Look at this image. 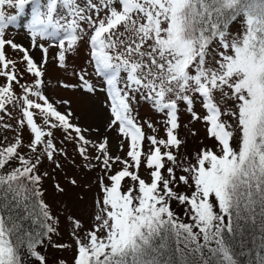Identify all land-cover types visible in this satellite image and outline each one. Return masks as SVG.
Here are the masks:
<instances>
[{
	"label": "snow or ice",
	"instance_id": "snow-or-ice-1",
	"mask_svg": "<svg viewBox=\"0 0 264 264\" xmlns=\"http://www.w3.org/2000/svg\"><path fill=\"white\" fill-rule=\"evenodd\" d=\"M25 14L29 47L6 38ZM51 49L59 88L103 94L107 134L47 94ZM181 112L204 131L194 154ZM0 113V264H49V248L71 253L54 264H264V0H0ZM66 164L99 175L64 241L45 182L80 187Z\"/></svg>",
	"mask_w": 264,
	"mask_h": 264
},
{
	"label": "rangeland",
	"instance_id": "rangeland-1",
	"mask_svg": "<svg viewBox=\"0 0 264 264\" xmlns=\"http://www.w3.org/2000/svg\"><path fill=\"white\" fill-rule=\"evenodd\" d=\"M27 18V14L25 16L20 17L18 23L14 26H10L8 31L6 32V38L13 39L17 43H22L25 47H29V41L25 35V30H23V24ZM55 54V49H51L49 53V63L47 65V71L45 74L46 81V91L49 97L53 101H61L68 100L70 102L71 110L74 113L73 122L79 124L82 128L87 129H100L101 133L107 134L105 130V119H106V111L104 108V96L102 93L97 92L95 95L84 94L81 91L63 89L57 86L58 79L68 80L71 79L66 73H64L61 69L55 67L51 62L52 55ZM31 55L33 58L39 62L41 60V53L39 50H32ZM8 56L10 59H18V55H14L11 50L8 51ZM84 53L81 52L80 56L70 57L69 59V72L72 70V67L75 66L77 69L83 65ZM30 78L26 77L25 82ZM96 81V78L93 77V82ZM9 110L12 112V116L16 115L15 110L12 109V106L9 105ZM61 111H64V108H61ZM139 117L142 119H152L154 121H158L159 117L157 114L153 113L150 106L146 103L141 102L138 108ZM1 115H4L1 113ZM181 128L179 130V135L181 139L186 141L184 147L181 149L182 152L186 154H194V152L202 146V141H204V131L201 125L196 124L194 127L199 129V134L196 137H193L188 134V129L184 127L185 124L188 123L189 117L187 113L181 112ZM3 123L13 124L14 121L11 116L4 115ZM159 127V125H158ZM2 136L8 135L11 137L12 131L11 129L4 130L0 128ZM90 138H95L94 132L85 133ZM149 134L150 131H149ZM163 135V132L160 133ZM116 134L111 133V142L113 146H115L118 141L115 139ZM67 150L71 156L73 146L69 144L67 146ZM115 150V147H114ZM77 163H83L77 157ZM65 172L68 173L69 177H74L78 179V183L80 187H71L66 186V191L64 194H57L52 188L49 182H45V187L47 188L46 199L50 204L53 205L54 211L61 215L62 225H61V233L64 241L68 240V229L66 224L63 222L64 216L68 214H72L78 216L85 224V227L89 226V216L92 212V202L96 195L97 188L93 183L97 175H99V170L95 172H89L87 169H84L83 172L80 168L71 167L69 165H65ZM61 177L63 173L60 174ZM62 184L64 183L63 179L60 181ZM91 186V191L88 190V186ZM183 190V188H181ZM83 197V199H81ZM173 208L177 212L178 215H183L180 206L173 203ZM48 258L49 263L54 264L56 258L63 257L66 259H70V252H59L55 249H48Z\"/></svg>",
	"mask_w": 264,
	"mask_h": 264
},
{
	"label": "trees",
	"instance_id": "trees-1",
	"mask_svg": "<svg viewBox=\"0 0 264 264\" xmlns=\"http://www.w3.org/2000/svg\"><path fill=\"white\" fill-rule=\"evenodd\" d=\"M0 115H1V113H0ZM0 124H2V122L0 121ZM0 137H2V133H1V130H0ZM48 250H47V255H48ZM50 264V263H49Z\"/></svg>",
	"mask_w": 264,
	"mask_h": 264
}]
</instances>
